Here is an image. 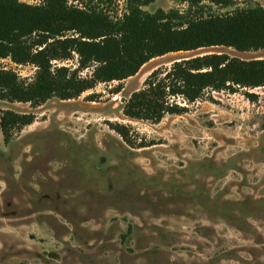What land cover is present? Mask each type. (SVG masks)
<instances>
[{
    "label": "rangeland",
    "instance_id": "1",
    "mask_svg": "<svg viewBox=\"0 0 264 264\" xmlns=\"http://www.w3.org/2000/svg\"><path fill=\"white\" fill-rule=\"evenodd\" d=\"M231 1L225 8L202 0L189 13L264 8V0ZM125 2L67 0L112 18ZM186 8L155 0L142 10ZM209 54L264 59V50L212 46L153 58L134 76L74 99L36 108L0 101V115L35 117L7 139L0 132V264H264V87L248 90L252 102L241 90L207 93L158 123L122 113L153 70ZM77 62L71 53L51 64L72 71ZM0 63L26 82L35 74L32 65ZM114 125L129 130V144Z\"/></svg>",
    "mask_w": 264,
    "mask_h": 264
},
{
    "label": "trees",
    "instance_id": "2",
    "mask_svg": "<svg viewBox=\"0 0 264 264\" xmlns=\"http://www.w3.org/2000/svg\"><path fill=\"white\" fill-rule=\"evenodd\" d=\"M155 0H126L125 13L112 18L101 8H80L67 0H40L28 5L0 0V60L32 65L29 82L0 63V101L27 103L36 108L50 99L70 100L98 84L120 82L134 76L153 58L212 46L240 52L264 50V8H236L222 14L192 15L202 0H179L187 8L156 10L142 7ZM178 1V0H177ZM229 7L231 0H210ZM71 35L65 36V33ZM77 56V70L52 67V61ZM93 67L88 77L79 70ZM120 86V85H119ZM117 86L115 93L120 91ZM264 87V59L239 60L225 54H209L173 62L153 70L124 101L122 113L137 121L158 123L169 115H181L188 105L211 92L236 93L249 101L248 90ZM32 113L3 111L0 132L7 139L13 129L33 123ZM129 144V130L111 128Z\"/></svg>",
    "mask_w": 264,
    "mask_h": 264
}]
</instances>
